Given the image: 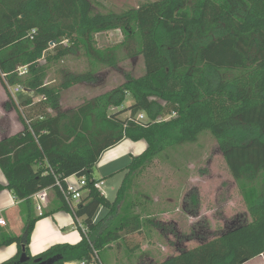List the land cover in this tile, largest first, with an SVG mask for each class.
Masks as SVG:
<instances>
[{"label":"trees","instance_id":"trees-1","mask_svg":"<svg viewBox=\"0 0 264 264\" xmlns=\"http://www.w3.org/2000/svg\"><path fill=\"white\" fill-rule=\"evenodd\" d=\"M118 27L136 36L145 73L127 75L110 91L61 110L65 90L95 83L101 65L117 67L124 59L121 44L90 45L94 33ZM64 38L85 45L90 68L67 71L57 81L49 78L50 69L73 50ZM51 47L52 55L41 61ZM0 80L39 96L14 103L23 128L0 140V167L7 178L0 191L10 190L24 204L23 234L0 240V246L17 243L18 252L0 264H20L23 251L29 264L36 258L106 264V255L100 261L98 256L114 242L125 243L120 231L143 230L141 215L127 211L136 174L169 149L197 141L204 131L218 141L251 220L154 264H246L264 253V0H155L121 14L98 12L92 0H0ZM128 95L133 102L125 106ZM141 113L145 120L139 119ZM127 138L145 139L148 147L132 156L111 201L90 180L103 154ZM71 176L89 181L75 211L57 183L66 187ZM46 188L53 190L58 206L36 215L33 196ZM101 207L107 213L95 222ZM57 210L81 218L88 233L78 227L79 242L57 243L31 255L36 222ZM107 220L111 224L101 230Z\"/></svg>","mask_w":264,"mask_h":264},{"label":"rangeland","instance_id":"rangeland-1","mask_svg":"<svg viewBox=\"0 0 264 264\" xmlns=\"http://www.w3.org/2000/svg\"><path fill=\"white\" fill-rule=\"evenodd\" d=\"M92 1L98 12L121 14L155 0ZM128 30L131 31L130 28ZM92 38L94 40L90 45L95 49L121 44L119 56L124 59L117 67L101 65L95 83L83 82L65 90L61 110L76 107L110 91L126 81L127 75L136 77L145 73L144 58L136 54L139 42L134 34L127 36L118 27L94 33ZM64 43L73 47V50L50 69L49 78L57 81L63 79L67 71L77 73L90 68V57L84 44L75 45L67 38H64ZM53 52L51 47L41 61L44 62L46 56ZM17 86L8 84L5 87L0 80V130L4 132L9 116L8 112H1V106L9 111L14 103L19 104L26 98L39 99L35 92L25 88L16 93ZM132 102V96L128 95L124 105L128 106ZM21 113L26 114L24 109ZM10 115L18 120L16 109ZM128 115L130 112L121 116ZM71 184L78 186L77 176L71 179ZM114 188L112 180L103 186V191L110 199L115 197ZM131 193L129 205L132 207L127 211L141 215L143 230L132 235L120 231L126 239L125 243L114 242L107 252L98 256L100 261L106 255V264H154L204 245L214 236L251 220L239 185L227 166L218 141L210 131L201 133L195 142L169 149L142 167L135 176ZM41 201L39 197L34 198L36 215L39 212L36 205ZM110 224V220L105 221L101 230ZM246 264H264V253Z\"/></svg>","mask_w":264,"mask_h":264},{"label":"crops","instance_id":"crops-1","mask_svg":"<svg viewBox=\"0 0 264 264\" xmlns=\"http://www.w3.org/2000/svg\"><path fill=\"white\" fill-rule=\"evenodd\" d=\"M3 111L8 112L9 120L5 128V131L0 130V140L14 135L23 128L20 117L18 120L14 118V115H10L15 108L9 111L5 110L4 106H1ZM18 113V112H17ZM19 115V114H18ZM6 116V115H5ZM148 147V143L145 139L134 141L132 139H124L121 143L115 147L107 150L100 162L97 164L93 176L94 179H102L103 186L107 182L113 181L115 185V197L117 195L118 189L120 188L125 175L127 173V166L131 162V158L134 155H139ZM119 177V178H118ZM71 176L67 179L68 183H71ZM117 178V179H116ZM119 179V180H118ZM0 183L7 184V178L0 167ZM49 198L44 203L46 208L44 212H50L52 209L58 206L56 201V195L52 189H49ZM105 196L108 198L107 193ZM114 197V199H115ZM35 196H33V199ZM110 199V198H108ZM114 199H110L111 201ZM23 201L18 200L14 194L8 190L4 189L0 191V218L6 219L7 224L5 226H0V240L5 235H22L24 227V216H23ZM101 209H103L101 211ZM100 213V214H99ZM107 209L101 207L97 212L94 221L97 222L98 219L105 216ZM39 215V214H38ZM82 235L76 224L75 217L73 214L66 210H57L45 217L40 218L34 227L31 243L29 244V251L31 255L35 256L39 253L45 251L49 247L57 243H77L81 240ZM18 252V244L12 243L10 245L0 246V262H3L13 256ZM80 261H72L66 264H79Z\"/></svg>","mask_w":264,"mask_h":264},{"label":"built area","instance_id":"built-area-1","mask_svg":"<svg viewBox=\"0 0 264 264\" xmlns=\"http://www.w3.org/2000/svg\"><path fill=\"white\" fill-rule=\"evenodd\" d=\"M19 72L21 74L26 72V67H22L19 69ZM24 87L22 85H18L15 88V92H19L21 90H23ZM145 118V114L141 113L139 115V119L144 120ZM68 179V178H67ZM66 179V183L67 186L63 187V185L60 183V181H58V186L61 190V193L66 201V203L70 206V208L75 211L77 208L78 203L81 201V199L84 197V191L87 192V190H84V186H86L88 184V180L85 177H78V186H74L71 183H68ZM90 182H93V186L98 189L103 195H105V191H103V180H90ZM50 188H46L43 189L39 192H37L36 194H34L35 197H39L40 203H38V205H36V209L39 210L38 214L39 215H43L44 210L46 208V205H44V203L48 200L49 197V191ZM76 224L78 227H81L82 230L87 233L88 229L86 227V225H84L83 221L81 220V218H77L76 220ZM7 224V221L5 218L1 217L0 218V226H5ZM82 264H85V262H82Z\"/></svg>","mask_w":264,"mask_h":264},{"label":"water","instance_id":"water-1","mask_svg":"<svg viewBox=\"0 0 264 264\" xmlns=\"http://www.w3.org/2000/svg\"><path fill=\"white\" fill-rule=\"evenodd\" d=\"M24 248V247H23ZM30 256L27 255L25 251L22 252L19 263L20 264H29ZM55 261L54 258H50L48 260H42L41 258H36L34 260L35 264H52Z\"/></svg>","mask_w":264,"mask_h":264}]
</instances>
